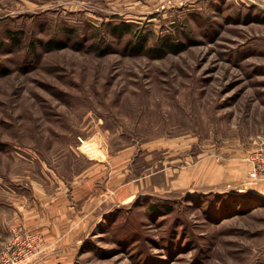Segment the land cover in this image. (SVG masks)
<instances>
[{
	"label": "rangeland",
	"instance_id": "374dc122",
	"mask_svg": "<svg viewBox=\"0 0 264 264\" xmlns=\"http://www.w3.org/2000/svg\"><path fill=\"white\" fill-rule=\"evenodd\" d=\"M122 22L133 32L114 36ZM162 38L185 48L162 51ZM263 147L264 0H0L1 262L17 233L39 238L23 264L46 247L24 225L4 228L43 189L62 205L81 190L82 217L87 171L109 180L122 159L117 178L143 193L108 205L74 264H264V198L242 206L211 186L213 159L245 152L252 169ZM199 161L205 184L172 186Z\"/></svg>",
	"mask_w": 264,
	"mask_h": 264
},
{
	"label": "crops",
	"instance_id": "0c3cea01",
	"mask_svg": "<svg viewBox=\"0 0 264 264\" xmlns=\"http://www.w3.org/2000/svg\"><path fill=\"white\" fill-rule=\"evenodd\" d=\"M238 152L235 157H230L228 162H221L218 159L212 160V169L215 170L211 183L212 191L218 194L234 192L245 194L250 192L264 198V177L257 183L251 182L248 177L251 171L247 161L248 156L245 152ZM225 165L228 168L227 174H224L223 171L226 169ZM121 167L122 159L117 162L118 171L109 180L107 178L103 180L101 176L102 173L99 170L103 167L95 169V171L90 168V171H87L84 179L85 192L80 193L83 196L81 199L88 198L82 206V217L78 218L77 216V193L81 190L77 192L75 187L69 195V203L62 205L59 203L56 194L49 195L43 189L39 195L41 200L35 208H31V210L22 208L21 212L25 216H22L20 221L4 224L7 235L13 227H18L20 224L21 227L24 225V228L44 236L46 247L41 255L37 253L36 260L31 264H74L77 245L81 243L89 227H92L95 221L100 222L110 211L108 205L112 204V209L119 207L143 193L139 191V186L142 184H138L139 182H136L133 187H130L129 184V187L125 189L124 179L117 178L118 175H123L122 170L119 171ZM205 169L204 161H199L195 167H188L185 175L179 176L177 180H172L171 184L174 187H189L188 189L194 188L192 184H205L203 183L206 177ZM173 172L172 169L164 170L163 176L165 179H171L174 176ZM155 176L156 174L150 175L144 179L145 181H142L144 184L151 183L155 181ZM0 236L6 238L4 231L0 230ZM5 243L0 237V250Z\"/></svg>",
	"mask_w": 264,
	"mask_h": 264
},
{
	"label": "trees",
	"instance_id": "16d2710c",
	"mask_svg": "<svg viewBox=\"0 0 264 264\" xmlns=\"http://www.w3.org/2000/svg\"><path fill=\"white\" fill-rule=\"evenodd\" d=\"M133 27L134 26L130 23L122 22L120 24L111 25L110 32L114 36L122 37L124 35L131 34L133 32ZM22 35H23V33L21 30L20 31H11V30L7 31V36H9L10 39H12L14 43L16 42V44H14V45H17V46H19L17 43H20V39H21ZM161 41H162V48H161L162 51L167 50V51H170L173 53H179V52H182L183 49L185 48V46L182 44L173 43L172 41H170L169 38H162ZM146 44H147V39H144V37H142L141 42L133 43L132 50L142 53L143 51H145ZM44 46L46 48H49V49H51V48L57 49V48L61 47V44L53 45L52 42H48V43H45ZM147 51H152V49H149ZM226 196H228V195L226 194ZM215 197L218 199V200L216 199L217 204H219L221 206L220 207L221 212L222 213L229 212L231 206H230V203L228 202V200L220 202V200H219V199H221L220 196L216 195ZM228 197H233L235 202L239 201L242 206L252 204L254 201H257V200H260V201L263 200L262 197H260L256 194L250 193V192L245 193L243 195H232V196L229 195ZM216 201L211 202V203L215 204ZM231 201H233V200H231ZM250 202H252V203H250ZM151 208H155V207L152 206ZM242 208H244V207H242Z\"/></svg>",
	"mask_w": 264,
	"mask_h": 264
},
{
	"label": "built area",
	"instance_id": "2783aa9c",
	"mask_svg": "<svg viewBox=\"0 0 264 264\" xmlns=\"http://www.w3.org/2000/svg\"><path fill=\"white\" fill-rule=\"evenodd\" d=\"M250 162L252 169L249 175L252 179L256 180L264 174V147L260 148L251 157ZM38 241L39 238L37 235H32L27 232L17 233L15 235V241L7 244L5 250L2 252L3 262L0 261V264H23L30 253L28 248H31L33 244L39 243Z\"/></svg>",
	"mask_w": 264,
	"mask_h": 264
}]
</instances>
